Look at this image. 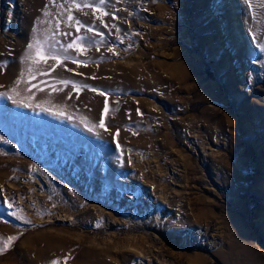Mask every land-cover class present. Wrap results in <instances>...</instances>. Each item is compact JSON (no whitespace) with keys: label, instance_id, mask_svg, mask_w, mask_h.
I'll list each match as a JSON object with an SVG mask.
<instances>
[{"label":"rangeland","instance_id":"1","mask_svg":"<svg viewBox=\"0 0 264 264\" xmlns=\"http://www.w3.org/2000/svg\"><path fill=\"white\" fill-rule=\"evenodd\" d=\"M76 3L0 0V264H264V4Z\"/></svg>","mask_w":264,"mask_h":264},{"label":"snow or ice","instance_id":"2","mask_svg":"<svg viewBox=\"0 0 264 264\" xmlns=\"http://www.w3.org/2000/svg\"><path fill=\"white\" fill-rule=\"evenodd\" d=\"M248 3L249 7L252 8L253 6V0H246ZM261 4H264V0H259ZM71 3L76 7V8H82V7H90L93 9L95 12H101L102 15H108L106 11H103L102 8L96 7V5L93 4H78L76 3V0H71ZM99 5H103L105 3V0H98ZM252 18L256 19L255 14H252ZM67 21L69 23V26H72L73 23L76 26V32L79 33L81 31L82 25L79 20H76L72 15H71V9L68 10V15H67ZM59 24L60 21L57 20L56 22V28L53 30L54 32L59 29ZM88 31L92 32L93 29L89 28ZM64 35H67V33H64ZM82 40L83 38H78ZM253 39H256L253 37ZM55 42V35H51L49 38L46 39H38L37 37H33L32 42H30L27 45V55H26V61H30L31 64L34 66L33 68L28 69V74L29 77H34L35 71L37 70L35 66H37L40 62L47 63L48 59H53L56 61L57 64H60L62 62V58L58 56L57 52L53 48V43ZM261 47H264V45H261ZM62 48H67V49H73L76 48L79 51L83 52L85 49V45L78 43L77 40H73L66 46H62ZM24 82L23 80V74L21 75V78L17 81V84ZM64 84H68V81H62ZM35 87V85H33ZM73 88L76 87V85H72ZM103 95V93H101ZM107 104V102H106ZM105 113H107L108 108L107 106L105 107ZM99 127H104L103 121L100 122L98 125ZM105 130H107L105 128ZM118 134V133H117ZM9 207L11 208V204H9ZM14 238H9V241H11Z\"/></svg>","mask_w":264,"mask_h":264},{"label":"bare ground","instance_id":"3","mask_svg":"<svg viewBox=\"0 0 264 264\" xmlns=\"http://www.w3.org/2000/svg\"><path fill=\"white\" fill-rule=\"evenodd\" d=\"M88 16V15H87ZM87 16H86V18H87ZM59 99H61V97L59 98ZM56 100V99H55ZM60 101V100H59ZM52 102V101H51ZM52 105H54L55 106V104H52ZM58 108V107H57Z\"/></svg>","mask_w":264,"mask_h":264}]
</instances>
